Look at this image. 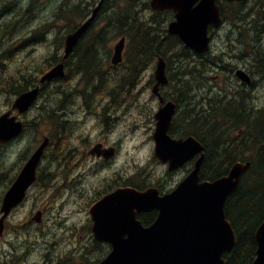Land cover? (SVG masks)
<instances>
[{"label": "rangeland", "instance_id": "374dc122", "mask_svg": "<svg viewBox=\"0 0 264 264\" xmlns=\"http://www.w3.org/2000/svg\"><path fill=\"white\" fill-rule=\"evenodd\" d=\"M94 1L97 0H35L34 7L29 8L31 0H0V115L7 111L15 100L16 93L13 88L18 83L27 88L24 83L26 78H33V81L39 79V76L55 63V58H61L64 53L63 39L70 31L69 27L66 28L68 19L71 18L72 24L76 25L83 20L78 18L79 10H76L77 14H73L75 10L73 8L78 4L92 9L91 4ZM221 2L225 3V1ZM253 2L254 0H248L245 8L241 7L242 12L250 10L253 5L256 7V2ZM61 3H64V21L57 22L56 8ZM6 8H9V11H5ZM234 8L231 7L229 15H233ZM152 14V10L148 9L143 17L147 19ZM103 15L94 25L93 31L104 24ZM251 17H255L254 14ZM172 18L173 14L170 13L169 19ZM165 23L162 24L164 28L167 27L168 22ZM239 24L247 28L248 32H243V28H236L229 20H225L219 29H214L211 51L205 56L192 54L188 60L181 61V57L175 51L163 50L162 54L168 59L171 75L179 73L180 69H185L186 64L194 67L198 71L197 74H200V77L195 79L198 83H189L191 87L188 92V96L191 97L189 108L197 107V110L205 108L209 111L211 105H224L233 97L236 99L237 94L231 91V89L235 90V85L237 86V78L231 70L234 65L243 64L248 69L258 70L254 57L257 56L259 47L261 52L264 50V36L260 42H256L258 32L254 31L255 24L245 25L243 22ZM9 27L12 28V33L9 32ZM260 28L259 32L263 33L264 27ZM35 33L39 34L37 37L39 40L36 42L37 38H31V36L35 37ZM158 33L162 37L165 36L164 31L159 30ZM109 38L108 49H102L101 53L104 60L102 72L106 74L108 72L110 81L94 89L81 82L79 75L73 76L70 85L62 80H54L34 106L22 116L26 121H30L27 131L13 143L9 142L10 144L0 147V206L12 178L25 162V157L40 144L44 136L51 138L50 147L42 161L43 167H47V173H57L60 162L73 164L77 162L78 157L83 162V164L79 162L82 167L77 165V171L82 173L77 196L71 191L62 192V185L59 184L62 181H59L58 177L55 179L52 177L50 182L37 184L30 191L27 200L15 211L14 220L18 224L24 223V220L29 219L33 215L32 212L37 209L47 211L46 223L40 229L35 226L36 223H31L27 229L17 231L16 241L20 247L19 252L32 249L41 254L24 257L21 264H38L33 263V259L40 264L45 262L44 255L55 241L58 243L55 252L63 264H78L79 260H87L89 264L97 263L109 253V247L107 244L95 241L91 230L93 224L89 208L94 201L103 196L102 192L119 184L145 188L156 183L161 185L162 190L167 191L176 187L193 169L194 165L190 162L180 170H174L176 172H169L168 166L155 154L153 134L156 130L155 113L159 101L152 91L151 84L154 79L156 58L153 60L150 53L148 57L140 60V53L130 48L128 39L124 51V63L117 68H111L110 59L114 45L121 35L115 37V33H112ZM85 44L82 45L83 49L86 47ZM76 59L78 58H74ZM134 61L141 64L136 65L139 69L137 83L139 86L131 89L123 82L127 83V74L131 71V62ZM203 62L206 63L205 67ZM255 77L259 84L256 89L250 90L252 97L245 96L243 102L250 104L252 101L250 105H254L253 109L258 111L264 108V71ZM190 78L189 75L184 76L185 80ZM172 82L173 84L164 88V93L169 98L181 97V94L175 93V86L180 84L183 86V82L174 80ZM58 86L59 90H57ZM65 89L68 94L66 97ZM55 99L60 105L59 112L64 115L60 119L68 120L64 121V124H59L60 132L56 140L51 137L52 123L46 115L48 103L54 102ZM178 104L176 123L174 120L170 134L175 138H186L191 134L189 126L191 120H188L191 117L185 116L183 112L185 103ZM205 114L209 113L205 112ZM193 129L199 130V128ZM231 135L233 138L238 134L233 130ZM104 137H107L111 145H117L119 148L107 164V160L87 155L91 146ZM211 152L212 156L207 154L204 162L203 179H211L208 178L211 173L208 171L215 168L216 162L223 158L222 152L220 157L217 150ZM258 185L259 182L254 181L248 189H254ZM26 216L29 217L26 219ZM51 216L56 223H52ZM257 217L258 215L250 219L244 218L248 224L247 229L253 228L258 220ZM41 233H44L42 238ZM8 236L9 232L5 241L8 240Z\"/></svg>", "mask_w": 264, "mask_h": 264}, {"label": "water", "instance_id": "95a60500", "mask_svg": "<svg viewBox=\"0 0 264 264\" xmlns=\"http://www.w3.org/2000/svg\"><path fill=\"white\" fill-rule=\"evenodd\" d=\"M104 1L98 3L86 21L67 34L62 61L44 73L36 87L18 95L13 108L1 115L0 143L24 131V123L18 119V114L28 111L35 103L41 85L66 75L64 60L91 27ZM151 6L156 10H174L176 19L170 22L169 33L178 34L186 46L198 53L209 50V26H220L223 21L216 0H152ZM125 42L126 38L122 37L115 44L113 64L122 61ZM237 74L242 80L251 82V77L244 70L239 69ZM155 78L153 91L161 100V106L155 114L157 157L169 163V170L173 171L197 154L200 156L191 173L170 193L161 195L156 187L145 190L121 187L90 207L95 238L109 242L113 247L109 255L97 264H227L224 253L231 252L238 239L232 223L226 217L225 204L238 189L251 163L237 161L228 174L214 181H200L206 157L204 145L193 135L174 138L170 134L176 103L168 101L163 104L161 85L169 82L167 62L163 56L158 58ZM13 109H17L18 114L12 115ZM48 144L49 137L46 136L6 192L2 205L4 215L0 221L1 232L4 218L24 200L28 188L36 180L37 167ZM96 152L94 147L91 153ZM154 209L159 211L156 220L144 226L137 218L138 213ZM255 237L257 250L252 264H264V220L257 228Z\"/></svg>", "mask_w": 264, "mask_h": 264}, {"label": "trees", "instance_id": "16d2710c", "mask_svg": "<svg viewBox=\"0 0 264 264\" xmlns=\"http://www.w3.org/2000/svg\"><path fill=\"white\" fill-rule=\"evenodd\" d=\"M255 2L257 4L256 7L258 6L257 10L255 11L256 7L253 5L246 12L241 10V7L245 8L246 2L230 3L224 7V17L236 28H243L242 31L245 33L248 32V29L244 28V26L241 27L239 22H243L245 25L255 24L254 31L258 32L256 42H260L264 36V31L263 33L259 32L260 27H264V0H254L253 3ZM149 7L147 1L107 0L101 11V14H104L102 17L104 24L95 31L92 30V27L80 42L76 48L77 52L75 55H72L67 60V75L61 80L65 84L70 85L73 76L79 75L81 76V82L94 89L102 87L104 82H109L110 78L106 73L102 72V64L97 60L101 59V55L98 52L107 48L109 36L112 33H115V37L119 36V34L126 36L129 39L130 48L140 53V60L148 57L147 55L150 53L153 59L154 53L160 52L162 54L164 49L166 51L170 49L175 51L181 57V61L188 60L192 56V52L184 46L179 37L167 35L166 40L163 41V37L158 33L159 30L166 32V28L162 27V24H166L165 22L169 19L170 12H157L150 19H145L142 16V12H145ZM231 7H235L232 12L233 15H229ZM80 13V16H84L86 11L80 9ZM73 14H77V11L74 10ZM253 14L255 17H251ZM249 18L251 19L248 21ZM67 27H69V30H73L77 25L72 24L70 18L68 19ZM242 31L241 34L243 33ZM84 43H86V47L83 49L82 45ZM263 52L260 51L259 47L255 58V66L260 73L264 71ZM258 53L261 55H258ZM57 58L54 60L58 61L59 58ZM74 58L78 59L74 60ZM202 64L205 67L206 63ZM136 65H138L136 62L132 64L131 71L127 74L129 82L138 79V72L134 70V67L138 68ZM197 72L194 67L186 64L185 69H180L179 73L176 72V74L171 75V81L183 82V86L180 84L175 87V93L182 95L181 97L176 96L175 99L180 103H185L186 107L183 112L185 116L191 117L188 119L191 120L189 121L190 133L203 142L208 156H212V150H217L219 157L222 152L223 158L216 162L215 168L208 171L211 172L208 178L214 179L226 174L230 165L239 159L251 161V166L242 179L238 191L229 197L226 203L227 216L232 220L238 234V242L234 250L226 257L228 258V264H252L257 248L255 231L264 220V108L257 111V109H253L254 105L245 104L243 100L248 93L242 94V91H238L240 96L237 93H233L237 94L236 99L233 97L224 105L215 104L214 106H209V111H206L207 109L205 108L198 110L197 107L189 108L191 105L189 103L191 97L188 96V92L191 89L189 83H198V80L195 79L200 77V74H197ZM188 75L191 78L185 80L184 76ZM24 83H26V80H24ZM18 84L13 88L16 94L26 90L23 87L24 85L19 84L18 86ZM47 87L48 85L43 88L44 92ZM58 88L59 86L57 90H59ZM64 93L65 97L68 96L67 89H65ZM220 100L222 101L223 99ZM212 101L214 102V100ZM59 110L60 105L59 102H56V99L54 102L48 103L46 115L49 117L50 123H52L51 137L54 140L57 139L58 132H60L59 124H64L65 121L60 119L63 113L59 112ZM205 112L209 114H205ZM214 114L215 116H213ZM61 121L62 123H60ZM209 121H211L210 124ZM193 128H199V130H194ZM233 130H236L238 135L232 138L231 132ZM254 181L259 182V185L254 189H248L249 185ZM254 215H258V220L252 229H247L248 224L244 218L247 216L245 219H250Z\"/></svg>", "mask_w": 264, "mask_h": 264}, {"label": "flooded vegetation", "instance_id": "af4514ba", "mask_svg": "<svg viewBox=\"0 0 264 264\" xmlns=\"http://www.w3.org/2000/svg\"><path fill=\"white\" fill-rule=\"evenodd\" d=\"M139 2L140 1H143V0H138ZM221 1H225V3L224 4H227L228 2H233V1H230V0H218V3L219 4H223ZM99 2V0H97V1H94L93 2V4H91V5H93V6H96V4ZM107 2V1H106ZM105 2V3H106ZM104 3V4H105ZM34 5H35V0H31V4H30V7L29 8H33L34 7ZM89 6V5H88ZM223 6V5H222ZM57 12H56V19H57V22L58 21H60V20H62V21H64V16H65V14H63L64 13V3H61L57 8ZM91 9V8H90ZM5 11H9V8H6L5 9ZM87 16V15H86ZM85 16V17H86ZM85 17L83 18V20L85 19ZM88 17V16H87ZM82 20V21H83ZM10 24H12L11 22H10ZM9 32L10 33H12V28L11 27H9ZM32 33V32H31ZM214 34V33H213ZM8 35L10 36V34L8 33ZM31 38H32V36H31ZM164 38H166V37H164ZM37 40H39V38L38 39H36V41ZM63 40H65V38L63 39ZM29 41L30 42H33V40L32 39H29ZM29 42V43H30ZM63 47H64V45H63ZM64 51V50H63ZM77 52V50H75V52L74 53H76ZM84 53V52H83ZM159 53L160 52H156V53H154V58H156L158 55H159ZM98 54H102L101 53V51H99L98 52ZM112 57V56H111ZM111 60V59H110ZM125 60V59H124ZM124 60H123V62L120 64V65H122L123 63H124ZM154 60V59H153ZM98 62H101L102 64H103V62H104V60H102V58H101V60H97ZM71 62H73L72 60H71ZM120 65H117V66H114V65H112V63H111V68H117V67H119ZM236 67H244V69H246L247 71H248V73L251 75V76H253V78H254V81H253V84L250 86V88H251V90H253V89H256V87L258 86V79L255 77L257 74H256V72L255 71H250L249 69H247L245 66H243V64H236L235 65ZM32 79L33 78H31V79H28V78H26V80L28 81V82H30L29 84H28V86L29 87H32ZM38 80V79H37ZM38 82V81H37ZM138 83V81H136V82H131V83H126V82H123V84L124 85H128V87L127 88H131V89H134V87H136V86H139V84H137ZM238 84H241L239 81L237 82ZM154 84H155V80L154 81H152V87L154 86ZM171 84H173V82H170L167 86H169V85H171ZM166 87V86H165ZM164 86L163 87H161V94H162V96L164 97V103L163 104H165L167 101H169V100H173L175 103H176V114L178 113L177 111H178V109H179V101H177L176 99H173V98H169V97H167V95H166V93H164V88H165ZM157 97V96H156ZM157 99H158V101H159V106H158V110H159V108H160V106H161V100H160V98L159 97H157ZM124 100V99H123ZM157 110V111H158ZM156 114V113H155ZM176 114H175V116H176ZM62 116H64V115H62ZM175 118V117H174ZM66 120V119H65ZM68 121V120H67ZM174 126V125H173ZM107 135V134H106ZM19 139V138H18ZM17 140V138L16 139H13V140H11V141H9L10 143H13L14 141H16ZM9 142H5V143H0V147H4L5 145H7V144H10ZM38 147V146H37ZM93 147H96V153L95 154H92L91 153V149L93 148ZM36 149V148H35ZM34 149V150H35ZM33 150V151H34ZM32 151V152H33ZM119 151V148H118V146L117 145H111L110 143H109V141H108V139H107V137H104V139L103 140H99L96 144H94L93 146H91V148L87 151V155L88 156H90V155H92L93 157H95V158H97V159H100V160H104V161H106L107 160V162H106V164L107 163H109V159H110V157L111 156H114L117 152ZM32 152L28 155V156H26L25 157V162L23 163V165H22V167L19 169V171L18 172H16L15 173V175H14V177L12 178V180H11V183H10V185L8 186V189H9V187L16 181V179L18 178V176H19V174H20V172H21V170L23 169V167L25 166V164H26V162H27V159L30 157V155L32 154ZM47 152V151H46ZM46 152L44 153V156H43V158H42V160H41V162L39 163V165H38V167H37V171H36V173H37V179H36V181L31 185V187L29 188V190H28V192H27V197H28V195H29V193H30V191L35 187V186H37V184H45V182L46 181H51L52 180V177L55 179L56 177H58V180L59 181H62V183L61 182H59V184L60 185H62V192L63 191H71L75 196H77V194H78V190L80 189L79 187H80V185H81V176H82V173H79L78 171H77V165L79 166V167H82V165H80V163L79 162H81L82 164H83V162L81 161V158L80 157H78V160H77V162L76 163H73V164H71V163H69V162H60V163H58V172L57 173H53V172H50V173H47V167L46 168H44L43 167V159H44V157L46 156ZM108 153H113V154H111L110 156H107V154ZM195 160H196V158L194 159V160H192L191 161V163L190 164H193L194 165V163H195ZM112 161V160H111ZM110 161V162H111ZM183 167H185V165H183L182 167H180V168H178L177 170H180L181 168H183ZM61 169H62V172H61ZM72 170H73V172H72ZM176 170V171H177ZM176 171H173V172H176ZM15 172V171H14ZM51 174V175H50ZM79 174V175H78ZM62 178V179H61ZM51 179V180H50ZM80 179V180H79ZM52 185H53V183H52ZM51 185V186H52ZM154 185H156V186H161L159 183H156V184H154ZM124 186H128L127 184H125V185H121V184H119L117 187H112V188H110L109 190L108 189H106L105 190V192H102V194L104 195V194H106V193H108V192H112L113 190H115V189H117V188H119V187H124ZM149 187V186H148ZM145 188H147V187H145ZM144 188V189H145ZM7 189V190H8ZM7 192V191H6ZM164 192V191H163ZM27 197L25 198V200H27ZM2 204V203H1ZM21 204H23V203H21ZM20 204V205H21ZM19 205V206H20ZM18 206V207H19ZM17 207V208H18ZM17 208H14L13 210H11V212L9 213V215L5 218V220H4V230H3V232L1 233L0 232V264H17V262H18V260L19 259H23L24 257H33V256H36V255H41L40 253H37V251L35 252L34 250H32V249H27L25 252H19V246H18V244H17V241H16V236H17V231H19V230H21V229H27L29 226H30V224L32 223H36L35 224V226L37 227V228H41V226L42 225H44L45 223H46V217H47V215L45 214V213H47V211H45V210H43V209H37L35 212H32L33 213V215H31L30 217L29 216H26V219L29 217V219H27V220H24V223H20V224H18V222L16 221V220H14V215H15V211L17 210ZM4 213H2V211H1V206H0V220H1V218H2V215H3ZM158 216V211L157 210H152V211H148V212H143V213H140L139 215H138V217H140L142 220H143V222H144V224L145 225H149V224H151L155 219H156V217ZM50 219L51 220H53V217L51 216L50 217ZM91 220H92V218H91ZM52 223H56L54 220H53V222ZM92 224H93V221H92ZM18 227H20V229L18 228ZM38 229V230H39ZM91 230H92V226H91ZM8 232H9V236H8V240L7 241H5V237L7 236V234H8ZM43 234L44 233H41V238L43 237ZM5 241V242H4ZM95 241H97L96 239H95ZM98 243H99V241H97ZM100 243H104V242H100ZM57 242L55 241V242H52L51 243V245L49 246V248L47 249V254L45 253V255H44V258H45V262H43L42 264H63V262H61V260H59V256H58V254L55 252V249H56V247H57ZM104 244H107L108 245V247H111L108 243H104ZM79 261H81V260H79ZM87 264H89L88 262H87V260L85 261ZM33 263H38V264H40V262H38V261H36L35 259H33Z\"/></svg>", "mask_w": 264, "mask_h": 264}, {"label": "bare ground", "instance_id": "6f19581e", "mask_svg": "<svg viewBox=\"0 0 264 264\" xmlns=\"http://www.w3.org/2000/svg\"><path fill=\"white\" fill-rule=\"evenodd\" d=\"M165 51H166V50H165ZM93 53H94V52H93ZM164 54H165V53H164ZM93 55H94V54H93ZM144 56H145V55H144ZM57 59H58V58H57ZM70 66H71V65H70ZM68 68H69V67H68ZM73 79H74V78H73ZM45 94H46V93H45ZM43 98H44V97H43ZM50 115H51V113H50ZM50 115H49V116H50ZM31 119H32V118H31ZM35 122H36V121H35ZM50 175H51V174H50Z\"/></svg>", "mask_w": 264, "mask_h": 264}]
</instances>
